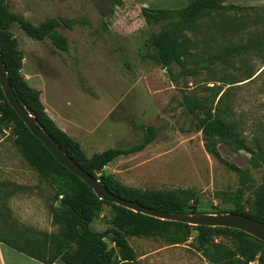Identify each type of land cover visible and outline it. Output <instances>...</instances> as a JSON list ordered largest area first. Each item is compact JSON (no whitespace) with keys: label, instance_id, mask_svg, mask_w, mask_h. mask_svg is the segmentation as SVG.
I'll use <instances>...</instances> for the list:
<instances>
[{"label":"rangeland","instance_id":"1","mask_svg":"<svg viewBox=\"0 0 264 264\" xmlns=\"http://www.w3.org/2000/svg\"><path fill=\"white\" fill-rule=\"evenodd\" d=\"M119 1L121 5L115 0H3L9 12L34 25L54 18L81 22L73 31L60 30L69 41L67 53L57 50L50 40L40 43L29 38L16 25L9 29L23 53L22 75L28 85L41 90L56 106L78 102L85 109L93 107L98 118L104 115L105 127L113 122L121 130L109 143L86 145L83 150L88 157L109 149H129L142 142L148 127L155 128L156 139L146 150L117 159L97 173V178L110 175L141 192L192 193L189 206L196 207L195 215L234 214L238 198L253 212L264 187V156L257 166L250 163L253 155H259V148L264 151V49L263 54L255 51L232 65L212 62L231 41L245 45L256 37L263 39L264 3L227 0L226 6L254 8L241 13L246 21L257 16L263 20L249 23L243 32L231 36L204 28L195 36L189 34L197 45L194 58L187 70L175 66L170 75L150 59L152 32L157 28L145 22L142 4L155 5L152 10H180L188 1ZM234 15L230 12L228 17ZM210 32V37L218 39L208 41ZM186 96H195L215 109L224 97L231 108L229 120L237 125L251 152L234 153L219 145L216 153H209L195 119L184 106ZM102 102L112 103L113 110L106 111ZM3 107L0 101V118ZM16 138L11 126L0 128V185L6 184L10 194L4 200L8 220L28 233H58L60 227L51 213L58 205L56 190L33 168ZM26 206L35 210L40 223L24 211ZM113 221L111 207L104 206L92 229L105 232ZM112 237L106 239L110 249L114 248ZM126 237L140 264H209L193 247L195 230L183 245H173L159 235ZM217 242L231 245L224 238Z\"/></svg>","mask_w":264,"mask_h":264},{"label":"trees","instance_id":"2","mask_svg":"<svg viewBox=\"0 0 264 264\" xmlns=\"http://www.w3.org/2000/svg\"><path fill=\"white\" fill-rule=\"evenodd\" d=\"M115 1L121 5L119 0ZM187 1V7L180 10L142 9V16L147 25L157 28V31L152 32L154 52L150 55V59L161 64L170 75L173 74L175 66L187 70L188 63L194 58L193 52L197 45L189 34L194 35L204 28L206 32L212 29L218 30L216 35L231 36L243 32L249 23L256 24L259 20H263V17L257 16L252 22L246 21L245 15L241 13L254 8L226 6L227 0ZM230 12L235 14L233 18L228 17ZM212 15L219 17V20H213ZM80 24L77 19L54 18L40 25H34L22 16L9 12L3 0H0V57L19 102L36 118L38 126L60 146L66 155L85 173L101 181L116 197L138 203L153 211L195 215L196 207L189 206V202L193 200L192 193L141 192L122 185L110 175L97 178V173L102 172L117 159L146 150L156 139L154 127L147 128L142 142L138 145L129 149H109L88 157L80 143L60 130L47 115L41 102V93L31 88L23 77V53L19 50L18 41L9 32L13 25L18 26L29 38L40 43L50 40L57 50L67 53L69 41L60 30L73 31ZM262 33L263 39L256 37L245 45L231 41L225 50L213 57L212 64H231L232 61L255 51L263 54L264 28ZM210 34L211 32L206 35L211 38L208 41L218 39L216 35L210 37ZM0 101L4 103L0 128L9 126L13 128V134L17 137L16 143L30 164L41 176L50 181L56 190L55 200L58 205L52 207L51 213L53 221L60 227L58 233L37 231L28 233L18 230L14 224H9L6 232L10 239L6 240L0 235V242L43 264H140L126 236L159 235L173 245H183L189 240L191 230H195L197 237L193 247L209 264H264V243L246 233L225 228L192 227L160 221L100 201L89 187L64 168L44 144L30 133L17 113L9 106L1 86ZM184 106L195 119L196 128L202 133L209 153H216V147L219 145L234 153L251 152L237 125L229 120L231 108L224 101V97L219 99L216 109L195 96L184 97ZM262 156L264 151L259 148V155H253L250 163L257 166ZM6 188V184L0 185V197L4 196L7 200L10 194ZM262 191L261 199L253 212L246 210L242 200L238 198L234 214L264 223V187ZM1 200L0 219H6L8 206ZM104 206L111 207L114 225L105 232H94L92 225ZM109 235H113V249L109 248L106 241ZM217 238L228 240L234 247L217 242Z\"/></svg>","mask_w":264,"mask_h":264},{"label":"water","instance_id":"3","mask_svg":"<svg viewBox=\"0 0 264 264\" xmlns=\"http://www.w3.org/2000/svg\"><path fill=\"white\" fill-rule=\"evenodd\" d=\"M0 86L9 106L28 128L30 133L41 141L54 158L69 172L89 187L96 197L105 203L113 204L136 214L154 218L160 221L174 222L192 227L225 228L246 233L264 243V223L245 216L230 215H177L153 211L142 207L138 203L130 202L116 197L97 179L85 173L78 165L66 155L60 146L47 135L39 126L36 118L30 115L21 105L15 95L8 78L7 69L0 57Z\"/></svg>","mask_w":264,"mask_h":264},{"label":"crops","instance_id":"4","mask_svg":"<svg viewBox=\"0 0 264 264\" xmlns=\"http://www.w3.org/2000/svg\"><path fill=\"white\" fill-rule=\"evenodd\" d=\"M241 4H259L264 3V0H237ZM184 4V3H183ZM145 8H156L155 5H146ZM182 6V3H181ZM187 7V6H186ZM181 8V7H178ZM41 93V102L46 110L47 115L54 121V123L58 126L60 130L66 133L69 137L80 143L82 149L86 145H90L91 147H98L102 143H109L111 141V137L120 132L121 130L114 127V123L107 124L105 127V123L107 122L104 119V115L98 118L95 113V109L91 108H83L76 103H66L65 105H54L48 101L46 97L43 96V92L38 90ZM68 102V101H67ZM97 102V101H96ZM107 110H113V104L105 103ZM83 106V105H82ZM113 124V125H112ZM84 151V150H83ZM85 152V151H84ZM105 152V151H104ZM103 153V152H101ZM100 154V153H98ZM6 200L3 196L0 197V200ZM8 199V198H7ZM1 202H5L2 201ZM24 211L30 216L35 218L37 222L40 223V218H37L38 215L35 213V210L30 206L25 207ZM36 214V216H35ZM10 224L8 218L0 219V235L8 240L6 227ZM16 226V225H15ZM17 228V227H16ZM18 229V228H17ZM19 230V229H18ZM23 232V230H20ZM49 233V232H47ZM51 234V233H49ZM0 264H43L35 259L28 257L25 254L18 252L13 249L9 245L0 242ZM58 264V263H56Z\"/></svg>","mask_w":264,"mask_h":264}]
</instances>
